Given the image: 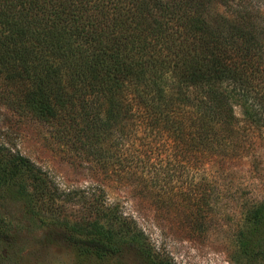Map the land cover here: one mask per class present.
Returning a JSON list of instances; mask_svg holds the SVG:
<instances>
[{
	"label": "trees",
	"instance_id": "16d2710c",
	"mask_svg": "<svg viewBox=\"0 0 264 264\" xmlns=\"http://www.w3.org/2000/svg\"><path fill=\"white\" fill-rule=\"evenodd\" d=\"M236 5L0 0V98L91 161L104 167L118 160L122 177L135 174L122 159L128 151L144 155L161 141L176 159L188 156L194 139L206 141L197 156L206 143L212 156L229 159L220 146L237 139L242 119L264 130V3H249L243 13ZM14 180L36 212L93 230L76 240L97 257L118 253L116 235L132 236L124 219L111 223L108 207L72 223L49 176L20 154L0 167V182Z\"/></svg>",
	"mask_w": 264,
	"mask_h": 264
},
{
	"label": "rangeland",
	"instance_id": "374dc122",
	"mask_svg": "<svg viewBox=\"0 0 264 264\" xmlns=\"http://www.w3.org/2000/svg\"><path fill=\"white\" fill-rule=\"evenodd\" d=\"M235 2L243 13L264 0ZM5 103L0 98V167L20 154L49 176L72 223L108 207L111 223L124 219L132 236L116 235L118 253L97 257L76 240L93 230L56 223L34 210L21 181L0 182V264H153L150 257L169 264H264V130L245 123L240 109L237 139L220 146L229 159L212 156L206 143L205 155L197 156L206 142L200 139L176 159L161 141L144 155L128 151L122 159L135 174L122 177L118 160L104 167L91 161L50 126ZM151 140L145 134V143Z\"/></svg>",
	"mask_w": 264,
	"mask_h": 264
}]
</instances>
